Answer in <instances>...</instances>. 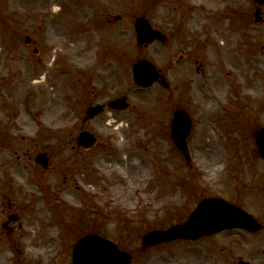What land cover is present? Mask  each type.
<instances>
[{"label": "rangeland", "instance_id": "rangeland-1", "mask_svg": "<svg viewBox=\"0 0 264 264\" xmlns=\"http://www.w3.org/2000/svg\"><path fill=\"white\" fill-rule=\"evenodd\" d=\"M256 8L261 21L253 16ZM192 13L207 14L195 30L187 27ZM141 15L169 39L136 43L134 20ZM45 19L48 46L38 31ZM212 25L230 38H214ZM227 40L239 53L240 75L224 66L221 46ZM142 58L167 79L160 74L156 83L137 86L132 67ZM177 67L182 71L172 73ZM214 78L218 97H201L199 84L213 91ZM122 95L127 109L85 120L88 105ZM177 108L190 115V164L171 139ZM263 125L264 4L0 0V246L12 244L0 250V264H64L81 234L141 236L166 228L185 219L206 192H243L257 208L264 192L254 194V179L264 161L256 156L254 132ZM83 129L97 137L90 149L76 143ZM40 153L47 168L35 162ZM106 163L109 171L102 169ZM69 196L74 204L66 202ZM38 205L46 210L32 225L33 245L42 242L45 252L28 259L26 249L33 245L26 243L23 223ZM10 215L17 219L8 222ZM4 222L14 230L7 232ZM187 250L178 241L150 252L160 251L154 264H189L187 256L179 258Z\"/></svg>", "mask_w": 264, "mask_h": 264}, {"label": "water", "instance_id": "water-1", "mask_svg": "<svg viewBox=\"0 0 264 264\" xmlns=\"http://www.w3.org/2000/svg\"><path fill=\"white\" fill-rule=\"evenodd\" d=\"M262 4L264 0H256ZM259 11L255 12L256 18ZM138 42H149L154 38L162 36L150 28L146 18L140 17L135 22ZM134 80L141 86H146L155 81L158 72L154 66L145 60H141L134 65ZM113 108L126 107L125 97L109 102ZM102 105L90 106L87 109L88 116H93L102 111ZM190 128V119L186 111L178 109L174 112L171 134L176 147L187 157L186 135ZM79 144L88 148L95 142V137L87 131H81L77 137ZM257 142L260 152L264 157V128L257 134ZM37 161L45 165L43 155H38ZM249 227L248 214L243 210L231 205L222 198L213 197L201 200L192 211L188 219L183 223H177L165 230H153L144 234V244L152 245L160 241L173 238H194L207 233H214L230 227ZM72 264H129V255L118 250L114 244L108 240L99 238L96 234L84 235L78 240L71 252Z\"/></svg>", "mask_w": 264, "mask_h": 264}, {"label": "flooded vegetation", "instance_id": "flooded-vegetation-1", "mask_svg": "<svg viewBox=\"0 0 264 264\" xmlns=\"http://www.w3.org/2000/svg\"><path fill=\"white\" fill-rule=\"evenodd\" d=\"M34 40L36 38L25 39L26 43L28 42L30 45L35 43ZM35 44L38 45V42ZM33 49L35 53L40 54L41 48L35 46ZM48 50H50L49 47L46 48V52ZM255 180H258V182L256 184V193L254 194L263 193L264 171L257 174ZM209 194L211 193H207L206 196H209ZM224 195L234 205L251 210L256 223L260 224L259 229L251 231L233 228L214 234H207L196 240L185 241L189 250L182 251L179 258L184 259L187 256L190 259L189 264H242L243 262L246 264H264V203L254 208L252 204H249L243 192L227 191ZM13 230L14 228L9 226V231ZM103 238L113 241L119 249L129 253L130 264H154L155 258L159 257L157 254L160 251L150 252L154 246L145 248L142 245L143 236L104 235ZM164 244L166 245V243ZM169 247H173V245ZM167 253L170 254V251H167ZM66 263L70 264V261L68 260Z\"/></svg>", "mask_w": 264, "mask_h": 264}, {"label": "bare ground", "instance_id": "bare-ground-1", "mask_svg": "<svg viewBox=\"0 0 264 264\" xmlns=\"http://www.w3.org/2000/svg\"><path fill=\"white\" fill-rule=\"evenodd\" d=\"M216 3L212 2V5L214 6ZM196 5V4H195ZM209 7V5H208ZM194 8V7H192ZM207 15V14H206ZM205 15V16H206ZM204 14L202 15L201 13H192L189 18H186V20H188L189 24L187 27H191L193 30H195L198 26L199 23L202 22V19L205 17ZM221 25V23H219ZM194 27V28H193ZM211 30H213V37H220L222 39H226V38H230V36L227 34V32H223L220 29H218L217 31L215 30V27L212 25V27H210ZM87 35H90V31L86 32ZM232 43V42H231ZM228 40L222 43L221 46V56L224 63V66L229 68L230 70H232L234 73H236L237 75L241 74V66L238 64V60L237 57H239V53L234 51L232 48V44H231ZM183 68L177 67V68H173L172 73L177 72V71H182ZM170 70V71H171ZM245 79V78H244ZM243 79V80H244ZM249 79V78H248ZM251 80V78L249 79ZM215 82V86L212 89H210V91L208 92L206 87H204V83H200L198 86V90L201 92V97L203 98H211L212 96H214V98L218 97V92H220V84H219V80L217 78H214ZM246 84L249 85V82H244ZM179 87H176V90H178ZM250 91V90H248ZM253 92V91H251ZM148 94V93H147ZM146 94V96H147ZM54 98L53 93L51 92L49 95L48 100H52ZM124 153H123V160L126 161L127 160V153L125 151V149L123 148ZM79 154L76 153V157L79 158ZM116 167L119 168V164H115ZM104 171H109L110 170V165L109 163H106L105 166L102 168ZM66 202L69 204H74L72 201V197H66L65 198ZM35 210V208H34ZM45 208H41V205H38L36 207V211H35V215H31L29 216V218H27L24 222V226L27 227L26 232H27V236L28 238L26 239V243L28 245H33V241L35 240L34 238V230L32 225L34 224L35 220L37 218L43 219L44 218V212H45ZM31 233V234H30ZM44 241H47V239H44ZM11 245H9L8 243H3L0 246V250L4 251L5 249H8ZM26 247V246H25ZM26 249V248H25ZM44 252H45V248L42 246V242H39L35 245H33L31 248H27L26 249V256L28 259H36L38 258L40 255L44 256Z\"/></svg>", "mask_w": 264, "mask_h": 264}]
</instances>
